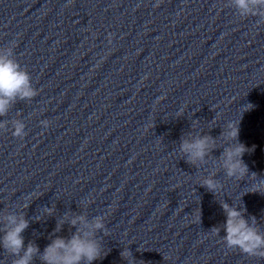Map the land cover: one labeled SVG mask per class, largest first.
Here are the masks:
<instances>
[{"label":"water","instance_id":"95a60500","mask_svg":"<svg viewBox=\"0 0 264 264\" xmlns=\"http://www.w3.org/2000/svg\"><path fill=\"white\" fill-rule=\"evenodd\" d=\"M225 3L0 0V47L15 42L38 91L0 117L26 125L23 139L10 124L0 130V211L25 212V246L42 252L58 217L86 211L104 215L109 233L110 251L93 264H127L125 247L137 264H264L227 249L225 231L209 232L226 222L223 201L264 228V195L246 193L250 181L219 170L216 193L198 185L222 138L199 169L178 149L193 120L216 138L239 119L238 139L251 149L242 159L264 176V25ZM69 232L65 224L56 235ZM10 260L0 247V264Z\"/></svg>","mask_w":264,"mask_h":264},{"label":"clouds","instance_id":"9594fccd","mask_svg":"<svg viewBox=\"0 0 264 264\" xmlns=\"http://www.w3.org/2000/svg\"><path fill=\"white\" fill-rule=\"evenodd\" d=\"M225 7L235 10L242 19L255 18L257 26L264 25V0H226ZM111 41V35L109 36ZM15 42L0 47V117H7L9 111L18 102H30L38 95V91L32 84L30 73L21 66L14 55ZM246 105L244 110L251 108ZM242 111V112H243ZM241 112V113H242ZM19 116L20 113L18 112ZM215 119V118H214ZM11 125L12 136L23 139L27 133L26 125L22 119L15 118L10 121L0 120V130L7 131ZM41 124L48 127L50 121L43 120ZM198 120H193L192 131L183 135L178 146L181 159L199 169L206 165L217 149V139L222 138L223 149L220 156L213 160L214 170L207 176H202L199 184L208 191L216 193L222 187L216 179L218 171L222 170L226 177L237 181H250L246 193H259L264 195V176L249 171L242 157L251 149L241 143L239 137V119L229 120L222 126L219 137L196 132ZM91 201L83 202L86 209ZM226 216V222L213 227L209 232L220 236L221 230L226 235L221 237L224 246L229 250H238L240 253L264 259V228L261 227L255 216L246 218V208L241 205L229 204L225 201L219 202ZM28 203L23 205L27 209ZM43 216H54L55 205L45 207ZM201 215V214H200ZM40 217V216H39ZM38 219V218H37ZM104 215H96L89 218L86 211H67L57 218L56 227L50 234V243L41 252L39 246L29 241L24 243V231L29 227L30 221L25 218L24 211H9L5 208L0 211V247L4 254L10 257V264H93L94 261L103 259L109 249L106 250L103 237L107 236L108 229ZM199 222L200 216H199ZM65 224L69 225V236H59L56 233L62 231ZM75 228L72 232L71 229ZM103 234L102 236L100 234ZM121 258L127 264H137L138 260L133 256L129 247L123 248Z\"/></svg>","mask_w":264,"mask_h":264}]
</instances>
